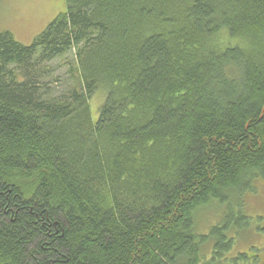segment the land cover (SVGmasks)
<instances>
[{
  "label": "trees",
  "instance_id": "obj_1",
  "mask_svg": "<svg viewBox=\"0 0 264 264\" xmlns=\"http://www.w3.org/2000/svg\"><path fill=\"white\" fill-rule=\"evenodd\" d=\"M64 1L29 45L0 32V264H221L264 181V0Z\"/></svg>",
  "mask_w": 264,
  "mask_h": 264
},
{
  "label": "rangeland",
  "instance_id": "obj_2",
  "mask_svg": "<svg viewBox=\"0 0 264 264\" xmlns=\"http://www.w3.org/2000/svg\"><path fill=\"white\" fill-rule=\"evenodd\" d=\"M65 10L64 0H0V32H9L18 43L29 45ZM40 69L44 73L42 82L49 98L62 96L76 85L73 52L43 64ZM103 99L104 93L98 91L90 100L94 120ZM255 186L254 193H246L242 199L241 211L246 220L239 221V224L240 227L246 226L239 232L221 264H264V181H258ZM234 209L232 215L237 218L238 210ZM225 213V205H212L204 210L202 216L197 217L201 219L197 222V231L200 236L207 238L205 242L212 240L206 235L209 227L225 219Z\"/></svg>",
  "mask_w": 264,
  "mask_h": 264
},
{
  "label": "water",
  "instance_id": "obj_3",
  "mask_svg": "<svg viewBox=\"0 0 264 264\" xmlns=\"http://www.w3.org/2000/svg\"><path fill=\"white\" fill-rule=\"evenodd\" d=\"M263 110H264V108H263Z\"/></svg>",
  "mask_w": 264,
  "mask_h": 264
}]
</instances>
